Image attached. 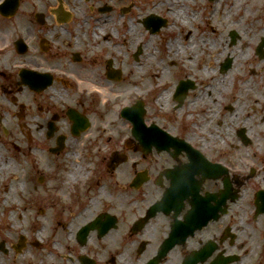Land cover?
Here are the masks:
<instances>
[{"label":"flooded vegetation","instance_id":"af4514ba","mask_svg":"<svg viewBox=\"0 0 264 264\" xmlns=\"http://www.w3.org/2000/svg\"><path fill=\"white\" fill-rule=\"evenodd\" d=\"M225 1L20 0L12 42L25 49L0 62V142L35 164L46 152L66 161L29 178L39 174L43 211L61 204L66 221L62 237L42 239L0 213V264H119L124 254L125 264H264V167L239 175L228 164L227 193L213 145L216 128L252 113L196 77L227 54L212 47L254 35L219 27ZM253 49L247 56L264 59ZM234 59L219 60V76ZM179 65L188 70L165 77ZM235 135L251 143L246 128ZM91 242L109 250L105 259ZM162 246L172 248L160 256Z\"/></svg>","mask_w":264,"mask_h":264},{"label":"rangeland","instance_id":"374dc122","mask_svg":"<svg viewBox=\"0 0 264 264\" xmlns=\"http://www.w3.org/2000/svg\"><path fill=\"white\" fill-rule=\"evenodd\" d=\"M225 2L230 3V0H226ZM240 7H247L253 10L260 9V16L255 17L252 15L247 18L246 21L240 26H231L229 25V21L225 20L222 21V24L221 26L219 25V27L225 30L234 29L241 34L242 38L243 32L249 33L250 37L254 34L253 37L249 39V41H252L253 39L254 42L258 43L259 36L264 35V0H243ZM25 8L26 4L22 3L21 7L19 8V14L24 13L26 10ZM219 14L222 15V12L220 11ZM16 19L9 20L3 19L2 17L0 18V62L9 61L12 63L14 60L15 52L13 51L14 48L12 39L13 36L15 37L17 34V26H19L18 19ZM238 19L239 18H237V21ZM247 41L248 38L238 41V44L228 48L227 54L223 56L218 55L216 57V75H218L219 60H222L227 56H230L231 58L236 56L238 57V59H234V61H232V66L230 69H228V74L231 73L233 76L227 80L229 83L227 92L219 90L218 93H213L217 96L222 93L225 96V103H229V100L231 99L235 106L240 104L246 106L248 103V101L245 100L244 103L242 100H240L239 103H235L237 92L241 85L240 83L250 80V86L254 87V83L260 82V80L263 78V75L260 73V68H258L260 63L258 60H253L250 56H248L246 61L244 59H239L243 56L241 55L242 53L237 52V50L241 51L242 43L246 45ZM256 47H254L253 50H255ZM228 52L230 53L229 55ZM261 62H264V60ZM196 64L199 63H196L195 61L189 65L192 68L190 73L194 76ZM201 68H203V66H201ZM178 70H181L183 73L188 70V66L179 65L178 67H175L174 70H171L172 72L166 70L167 74L165 77H173ZM232 70H234L235 73H232ZM251 70H254V74L250 73ZM201 71L202 70L197 71L196 77H199V80H204L206 84L208 83L209 85H212L214 78L211 73L204 75ZM245 111L247 110L245 109ZM251 116V121L240 126L234 125L232 123L225 124L216 128L215 131V134H218L220 138V140L218 139L216 143L213 144L215 146V150H217V154L221 156L220 159L222 160L224 166L227 167L228 164H234L233 169L235 170V173L239 175H242L240 173L243 172H249V168L254 167L257 169V171H260L261 168L264 167V128L260 129L259 126H257L261 120V115L256 112ZM260 122L262 123V121ZM241 128H246L247 130V135L251 140V143L248 145L243 144L235 135V132ZM252 133L253 135L251 136L250 134ZM223 135L226 136L225 139H222ZM1 138L3 137L1 136ZM70 158L75 159L72 154H70L66 159ZM78 159L79 164L83 166L85 163L82 164V158L78 157ZM64 164H66V161H59L58 159H55L49 155L47 152L43 155L42 159L37 161V164H35L33 158H30L28 161L20 154H17L13 148H11L9 143H6L5 141L4 143L0 142V199L2 202L0 213L2 214V221L4 223H9L10 225L12 224L13 230L28 231L29 233L35 232L38 234V237H41L42 239L43 237H46V233H57L53 238L59 239L62 237L63 231L60 224L66 221V217H64L66 214H64V210H62L63 206L61 204H54V206L50 207L47 212H44V206H41L39 201L37 202L34 200L36 196L40 197L41 191L37 190V192H34V190H32V186L37 184L34 177H38L39 174L35 172L33 174V180L29 178L30 174L32 173L31 171H39L40 173L42 172L48 177V175L53 172V169L56 167V165L61 168V166ZM69 168H72L73 170V167ZM81 175V179L79 180H83L84 174ZM65 176L67 178L66 174ZM71 183L72 180L67 178L66 184L68 185ZM252 183L260 185V179L249 181L245 184V186H248ZM4 188H8L7 193L1 191ZM76 224L78 223H75V225ZM74 228L75 227L73 226V228L71 227L70 230L74 231ZM89 248L99 251L101 253V260L106 258L109 251L104 249V245L103 248L101 247L99 250L94 249L93 242L89 244ZM116 249L118 250V248ZM119 258L123 260L119 264L127 263V254L120 255ZM101 263L103 262L101 261Z\"/></svg>","mask_w":264,"mask_h":264},{"label":"bare ground","instance_id":"6f19581e","mask_svg":"<svg viewBox=\"0 0 264 264\" xmlns=\"http://www.w3.org/2000/svg\"><path fill=\"white\" fill-rule=\"evenodd\" d=\"M243 2V0H233L232 4L229 7H225V9L223 10L222 13V18L223 20H227L229 21V23L232 26H240L243 22L246 21L247 18H249L250 16H255L257 17L260 13L261 10L260 9H250V8H241L240 5ZM237 18L238 21H237ZM248 46L246 47L245 50L242 51H238L242 53L241 55L243 56L242 59H244L245 61L248 58V53L249 51H251V49L256 46V42L253 41H248ZM228 48H230L229 46L227 48H225L224 46H218V47H212L211 48V52L213 55H216V53L218 52L219 54H224L225 52H227ZM262 60H260L258 68H260V73L263 75V78L260 80V82H255L254 87L250 86V80L249 81H244L241 82L239 90L237 92V98L235 99V103H239L240 100H242V102L244 103L245 101H248L247 105H236L237 109H243V110H247L248 113H252V115L256 112H258V114L260 115L262 112V115L264 114V62H261ZM216 60H213V65L214 67L212 69H209L207 67V65H205L202 69V73L204 75L208 74V71L210 70L211 75L213 76L215 83L212 86H208L207 90H210V93H218L219 90H224L225 92H227L228 89V82L227 80L233 76L231 73L226 75V76H217L215 71H216ZM232 73H235L234 70H232ZM237 78V77H235ZM227 82V83H226ZM252 85V84H251ZM261 102V103H259ZM259 126L260 129L264 128V121H262V123L259 121V124L257 125ZM6 164V163H5ZM73 175V174H72ZM71 175V176H72Z\"/></svg>","mask_w":264,"mask_h":264},{"label":"water","instance_id":"95a60500","mask_svg":"<svg viewBox=\"0 0 264 264\" xmlns=\"http://www.w3.org/2000/svg\"><path fill=\"white\" fill-rule=\"evenodd\" d=\"M17 6H18V0H4L0 5V15L4 17H12V15L15 14L16 12ZM229 65L230 64L227 62V64L225 65V69H227ZM240 134H242V131ZM87 229L88 227H85L84 236L88 231Z\"/></svg>","mask_w":264,"mask_h":264}]
</instances>
